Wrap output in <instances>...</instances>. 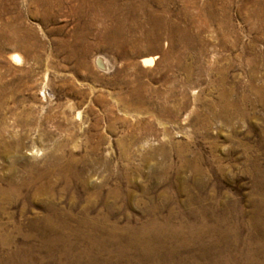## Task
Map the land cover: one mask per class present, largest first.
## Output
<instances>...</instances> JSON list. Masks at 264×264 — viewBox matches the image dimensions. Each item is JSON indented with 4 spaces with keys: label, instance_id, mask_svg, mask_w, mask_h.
I'll return each mask as SVG.
<instances>
[{
    "label": "rangeland",
    "instance_id": "rangeland-1",
    "mask_svg": "<svg viewBox=\"0 0 264 264\" xmlns=\"http://www.w3.org/2000/svg\"><path fill=\"white\" fill-rule=\"evenodd\" d=\"M36 1L0 12V32L25 41L0 52V264H188L209 149L222 171L208 192L220 180L224 201L264 199V16L253 10L264 0H216L213 19L208 0H156L144 8L173 23L171 37L127 55L110 44L120 25L78 14L94 0ZM112 4L127 1H99ZM55 156L65 172L41 192L6 191ZM152 222L167 234L129 243L127 227ZM256 249L251 264H264V239Z\"/></svg>",
    "mask_w": 264,
    "mask_h": 264
},
{
    "label": "bare ground",
    "instance_id": "bare-ground-1",
    "mask_svg": "<svg viewBox=\"0 0 264 264\" xmlns=\"http://www.w3.org/2000/svg\"><path fill=\"white\" fill-rule=\"evenodd\" d=\"M7 1L15 2V0H0V12L3 9V5ZM42 1L45 0H37L36 2L40 3ZM99 1L101 0H94V4H92L93 2H91L90 6H86V9L80 10L78 14L82 13L84 14V16L89 17L92 20L110 21L113 24L120 25V29L125 31L127 35L125 34V36H120L119 34H115V28L113 33L112 30L110 31L111 37H109L111 41L110 44L112 45V47H114L116 50L122 51L124 55H127L129 52L136 50L140 45H144L146 47V50L148 51H157L160 47L162 35H167L168 37H171L172 35V30L174 26L173 23L167 17H164L163 14L160 16L151 12L147 13V9L144 8L145 5L154 3L156 0H126L127 6L123 8H117L113 6V4L109 6H102L99 5ZM117 1L118 0H114V3ZM215 2L216 0H208L207 5H205V13L209 18L212 19L216 17L214 12ZM253 10L254 16L259 18L264 16V4H256ZM140 12L144 15H141ZM139 15H141L140 17L143 18L140 19L138 17ZM107 32L109 33V28L105 30L104 34H106ZM129 33H131V35H128ZM106 36L108 37L107 34ZM5 41L7 43L13 44L17 48H25V41L23 37H6L0 32V52L2 50V43H4ZM139 51L140 49L138 50V52ZM12 58L15 63H21V60L18 55L13 54ZM153 60L154 59L152 58H145L143 60V64L149 66L152 64ZM97 63L101 67L105 66L104 61L101 58L97 59ZM226 99L227 97L223 100ZM242 101L243 99H239L238 103H242ZM217 117H219L220 120L223 121V123H230L232 119V116ZM210 120V116H204V121L206 125H210L208 124L211 123ZM209 147L210 146H208V148ZM214 152L213 150L211 151V149H209L208 155L205 156L203 160V176L205 187L207 188V190L205 191V203L203 205V210L200 213L201 215L198 217L199 220H197V224H194L191 221L192 223L186 225V240L189 249L187 262L188 264H238L239 262L243 261L245 262L244 264H251V261L254 260L255 253L257 252V246H260L264 239V199L249 198L248 200H246L248 202H246L245 205L250 208L248 210H245L244 207H240L241 205H239L237 202H228L227 200L224 201L222 197L218 198V194H221L222 187V183L220 180H218L216 186H214L216 189L215 191H217V194H213L212 190L211 192H208V187H210L209 184L211 185L210 182L212 181V176L213 178L215 175L219 176L218 174L222 171L221 158L213 157L212 154ZM48 163L49 164L44 165H38L36 163L34 165L32 164L31 166H29V163L28 169L26 168V173L24 172L25 170L23 171L25 173V178L23 180L22 178L19 179L22 180L19 183H9L7 185L8 188L6 189V191H8L10 195H18L23 189L29 190L31 188L36 187V190L41 192L45 187L44 183L47 182L51 174H55L56 176L60 177V175L65 172L64 168L60 165L59 157L55 156V158L50 160ZM214 171L215 173H213ZM212 189L214 191L213 187ZM1 197L3 198V196ZM86 222L85 224H87L88 226H90L91 229H93L92 224L94 222ZM49 227L53 228L54 226ZM58 228L60 229L59 226ZM129 229L131 231L130 236L127 235L129 238V243L134 244L136 246L148 245L151 241V237H163L165 236V234H167L163 233V227H160L157 222H152L149 225H145L135 230L132 227H127L124 232ZM108 230L110 231L108 232L109 235H113L116 233V228L113 226ZM173 234L176 235L175 232H173L171 235ZM115 236L113 237L115 238ZM119 240L116 242L119 243ZM240 245L242 246V248L240 247ZM197 250H199V254L197 253Z\"/></svg>",
    "mask_w": 264,
    "mask_h": 264
}]
</instances>
